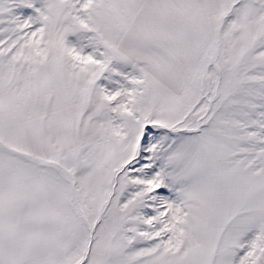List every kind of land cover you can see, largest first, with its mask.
<instances>
[{"label":"snow or ice","instance_id":"obj_1","mask_svg":"<svg viewBox=\"0 0 264 264\" xmlns=\"http://www.w3.org/2000/svg\"><path fill=\"white\" fill-rule=\"evenodd\" d=\"M0 264H264V0H0Z\"/></svg>","mask_w":264,"mask_h":264}]
</instances>
